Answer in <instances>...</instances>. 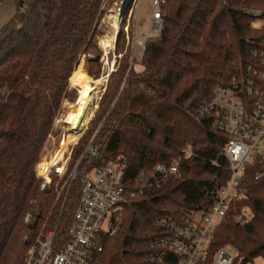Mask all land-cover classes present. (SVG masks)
<instances>
[{
    "label": "trees",
    "instance_id": "16d2710c",
    "mask_svg": "<svg viewBox=\"0 0 264 264\" xmlns=\"http://www.w3.org/2000/svg\"><path fill=\"white\" fill-rule=\"evenodd\" d=\"M14 1L18 11L0 29V264H24L25 254L56 228L57 241L67 242L87 175L123 158L135 195L114 215L119 229L104 237L95 264H150V239L167 233L157 218L208 213L230 179L227 135L204 105L215 85L239 83L257 63L264 0H168L164 31L147 38L143 68L137 71L125 53L111 72L95 127L73 150L77 174L68 161L63 176L44 188L36 167L69 80L78 83L83 55L96 52L89 62L101 64L97 37L105 0ZM256 9L263 24L255 28ZM88 72L98 77L100 67ZM86 126L72 129L80 135ZM89 144L96 155L87 151ZM173 162L178 175L148 178L157 163ZM42 169L47 172V165ZM142 170L148 181L138 186ZM243 178V196L217 222L200 264H213L222 247L235 248L233 264L264 257V157L256 156Z\"/></svg>",
    "mask_w": 264,
    "mask_h": 264
},
{
    "label": "built area",
    "instance_id": "2783aa9c",
    "mask_svg": "<svg viewBox=\"0 0 264 264\" xmlns=\"http://www.w3.org/2000/svg\"><path fill=\"white\" fill-rule=\"evenodd\" d=\"M139 7L142 3L139 0ZM155 6L147 26L148 37L163 33L162 6L168 0H152ZM228 1V0H225ZM136 6V3H135ZM259 27L262 12L251 10ZM264 42V40H263ZM144 40H138L143 47ZM256 64L249 65V74L239 83H218L204 105L217 129L227 135L224 153L229 163L230 179L216 191L214 203L208 213L189 214L180 219L174 215L160 216L156 225L167 233L150 239V264H200L208 256L217 222L227 215L234 200L243 196L242 182L246 168L256 156L264 157V49L254 51ZM87 151L96 155V146ZM127 159H118L96 167L86 177L80 201L74 211L68 230L67 242L57 241V228L46 233L38 246L29 250L24 264H95L96 256L103 251L104 237L117 233L113 217L135 195L134 187L125 181L129 175ZM63 170H59L62 173ZM179 165L157 163L148 176L166 181L178 175ZM138 186L146 185V172L136 178ZM213 264H233L234 256L222 247ZM177 256V261L170 260Z\"/></svg>",
    "mask_w": 264,
    "mask_h": 264
},
{
    "label": "rangeland",
    "instance_id": "374dc122",
    "mask_svg": "<svg viewBox=\"0 0 264 264\" xmlns=\"http://www.w3.org/2000/svg\"><path fill=\"white\" fill-rule=\"evenodd\" d=\"M141 1L142 3L139 7L140 1L134 0L130 10L126 13V15L123 16V18H120L119 11L121 9L122 0H105V3L103 5L105 13L99 26L100 35L97 37V46L100 48L98 52L101 55L99 58V62L101 64L97 65L94 62H89L90 57L92 55L94 56L95 54H97L96 52H93L95 50H92V55L87 54L82 56L79 62L80 64L76 68L78 70L79 66L82 65V69L87 73L89 77L92 78L91 84L93 86H96L95 90L93 91V96L95 100L94 112L88 120L87 126L80 133V135L72 129L73 125L67 121L68 113L76 109L75 105L79 99V90L81 89V83L79 82V80H77L74 75L78 83L72 82L70 78L68 85L69 94L64 98L60 105L61 109L57 114L56 118L54 119V126L51 131L52 133H50L47 144L44 147V149L46 148L47 150H45L44 152L42 151V159L40 158L41 161H38L39 164L36 167V173L39 178L42 179V188L52 184L51 182L53 176H56L59 179L63 176V174L67 170L68 161H71L70 166L72 164L71 168H74L75 170V167L78 165V163H72L74 160L73 150L75 147H77V144L82 138H84L87 132L90 129H93V126L95 127V125H93L94 123L92 122V120L94 119L97 110L100 108L99 104L102 101L103 96H105L106 94V89L110 78L109 76L112 71L120 67L123 62V55L125 53L131 54V66H135V69L137 71H140L143 68L140 63L142 56L146 50L145 45L146 40L148 38V33L146 30L149 24L150 14L154 10L155 6L152 0ZM256 21L257 20H254V23ZM259 22H262L263 24V20L261 19V17ZM140 39L144 40L143 47H140L138 45V40ZM109 40L110 46L107 45V48L103 47V44H106ZM118 41V46L121 48L119 54L117 53ZM99 67L100 73L98 77L89 74V70H94L96 72ZM98 81L99 83H97ZM95 119H97V117H95ZM75 135H77L78 137L77 140L76 138H74ZM90 145L91 144H89L88 147H90ZM43 163L47 165V172H43ZM59 170H63V172L59 173ZM74 170L72 171L73 176L77 174V169L75 171ZM70 186L71 184L69 183V187ZM226 248L229 253H231L233 256L237 254L234 247ZM27 254L28 252L25 255ZM248 264H264V257L258 256L253 261H250Z\"/></svg>",
    "mask_w": 264,
    "mask_h": 264
},
{
    "label": "bare ground",
    "instance_id": "6f19581e",
    "mask_svg": "<svg viewBox=\"0 0 264 264\" xmlns=\"http://www.w3.org/2000/svg\"><path fill=\"white\" fill-rule=\"evenodd\" d=\"M109 44H110V40L106 44H103V47L107 48V45ZM82 68L83 66L80 65L75 74V77L81 83V89L79 90L80 93L79 99L75 105L76 109L73 111L70 110L71 112L68 113L67 115V121L71 123L75 128H80L81 126H85L88 123L90 117L92 116L95 108L93 91L95 90L96 86H93L91 84L92 78L89 77ZM97 83H99V81ZM45 150L47 149L45 148L43 152Z\"/></svg>",
    "mask_w": 264,
    "mask_h": 264
},
{
    "label": "crops",
    "instance_id": "0c3cea01",
    "mask_svg": "<svg viewBox=\"0 0 264 264\" xmlns=\"http://www.w3.org/2000/svg\"><path fill=\"white\" fill-rule=\"evenodd\" d=\"M18 5L14 0H0V29L17 13Z\"/></svg>",
    "mask_w": 264,
    "mask_h": 264
},
{
    "label": "water",
    "instance_id": "95a60500",
    "mask_svg": "<svg viewBox=\"0 0 264 264\" xmlns=\"http://www.w3.org/2000/svg\"><path fill=\"white\" fill-rule=\"evenodd\" d=\"M134 0H122L121 9L119 11V17L123 18L124 15L130 10L131 6L133 5ZM22 4L23 2L20 1Z\"/></svg>",
    "mask_w": 264,
    "mask_h": 264
}]
</instances>
